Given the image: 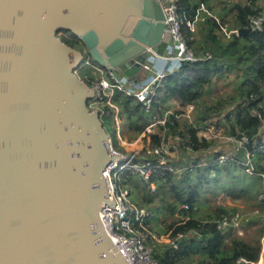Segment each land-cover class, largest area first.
<instances>
[{
    "label": "water",
    "instance_id": "obj_1",
    "mask_svg": "<svg viewBox=\"0 0 264 264\" xmlns=\"http://www.w3.org/2000/svg\"><path fill=\"white\" fill-rule=\"evenodd\" d=\"M164 31L156 0H0V264H127L99 212L121 153L75 70L86 57L137 84Z\"/></svg>",
    "mask_w": 264,
    "mask_h": 264
},
{
    "label": "trees",
    "instance_id": "obj_2",
    "mask_svg": "<svg viewBox=\"0 0 264 264\" xmlns=\"http://www.w3.org/2000/svg\"><path fill=\"white\" fill-rule=\"evenodd\" d=\"M259 2L175 0L181 36L195 60H182L167 73L148 107L118 90L114 108L105 107V115L118 112L121 130L133 132L131 138L141 133L149 138L152 148L133 153L130 161L137 166L151 162L148 178L127 166L116 182L134 206L148 212L144 229L133 224L146 235L144 244L153 241L151 233L170 232V242H156L152 248L159 264H238L239 257L251 262L260 257L264 246V22L261 30L234 33L249 28L248 17L264 11ZM58 35L69 46L81 48L72 33L60 30ZM230 77L225 84L231 90L207 102L216 83ZM153 122L156 130L147 132ZM211 124L223 125L230 142L219 145L198 135ZM169 140L174 141L169 153L153 152V146L164 148ZM219 191L243 197L255 208L254 217L248 219L238 208L220 204L211 209L204 195ZM235 213L241 216L242 231L258 223L251 239L232 225L219 226L222 215L230 220ZM161 214L171 217L165 228L156 224Z\"/></svg>",
    "mask_w": 264,
    "mask_h": 264
},
{
    "label": "built area",
    "instance_id": "obj_3",
    "mask_svg": "<svg viewBox=\"0 0 264 264\" xmlns=\"http://www.w3.org/2000/svg\"><path fill=\"white\" fill-rule=\"evenodd\" d=\"M163 9L165 31L164 38L167 40L169 48H177L179 52L177 54H171L169 56H154L150 57L142 65L143 71L149 73V76L142 83L130 85L125 77H120L115 73L112 68L102 67L93 63L87 58L86 64L92 69L94 78H91L89 82H86L90 89L93 91V97L87 101V106L90 110L98 113L100 119L106 113L105 107L111 104L113 101L114 91L118 90L125 93L128 96L136 98L138 101L145 104L147 107L151 103L152 97L155 93L156 87L159 81L169 72H172L175 67H168V64L179 63L182 60H195L192 52L187 49L185 42L180 32V16L177 11L175 0H156ZM264 22V11L257 16H249L248 23L251 29L261 30ZM190 27L192 25L188 24ZM234 33L238 35V30H234ZM228 35L229 32H226ZM153 58V59H152ZM155 58L162 62V67L157 68L155 66ZM77 73V69L75 70ZM117 114V111H116ZM164 123V120H162ZM161 121V122H162ZM156 124L153 122L148 128ZM264 124V119H263ZM233 140V138H229ZM246 139H244L245 141ZM112 143V142H111ZM161 150H166L165 147L153 146V152L159 153ZM133 157V154H132ZM132 157H125L121 154L119 161L110 163L104 176L107 181L108 199L114 200L113 204L103 203L100 207V219L102 224L111 238L114 246L122 255L127 264H159L152 255V248L143 243L139 232L134 227V223H138L142 226L143 219L148 216V212L143 209H139L134 206L128 197L126 190L122 189L116 182L117 176L122 172L124 167L127 166L138 170L144 176L148 178L151 172V162H146L143 166H137L131 164ZM125 164H127L125 166ZM237 215L234 217V215ZM230 220L225 215L221 216L219 226L228 228L232 225L236 228L238 234L240 215L235 213ZM131 215L133 216L131 218ZM144 229V228H143ZM241 230V229H240ZM126 233V234H124ZM264 246L261 248L260 257L258 261L251 262L246 258L239 257L236 262L245 264H259L263 262Z\"/></svg>",
    "mask_w": 264,
    "mask_h": 264
},
{
    "label": "rangeland",
    "instance_id": "obj_4",
    "mask_svg": "<svg viewBox=\"0 0 264 264\" xmlns=\"http://www.w3.org/2000/svg\"><path fill=\"white\" fill-rule=\"evenodd\" d=\"M259 4L262 5L264 8V0H260ZM86 60L87 58L84 57L80 66L77 68V75L81 77L84 81L89 82V80L91 78H94L95 75L93 76V73L91 70L92 68L88 64H86ZM174 65L177 66L178 63H174ZM231 79L232 77H230L229 79L218 81L215 87L211 89V92L206 97V101L210 102L213 99H216L218 96L224 94L225 92H229L231 90L230 86L226 85L225 83H227V81ZM113 98H114V95H113ZM108 106L114 108L112 102L111 104H108ZM110 110L112 111V109ZM190 110H191V106H188L186 109L187 115L190 114ZM101 120L104 123L105 129L107 130L109 136L112 138V141L115 144L114 148L118 152H120L123 156L129 158V157H132L133 153L137 154L142 148H147V149L152 148L151 144L149 143V138L148 137L144 138L143 133L135 136L134 138H131L133 135V132H127V131L121 130L122 119L120 118V116H117L116 113L114 115H112V113L110 115L104 114L101 117ZM161 123H163V121ZM155 125L156 124L154 123L153 126ZM223 129H224L223 125L215 127L213 124H211L209 125L208 128L199 130L198 135L203 136L207 140H213L215 144H219V145L226 144L229 140L228 141L226 140V137L224 136V133H223ZM155 130H156L155 127L154 128L150 127V128H147L146 131L152 132ZM172 144H174V141L169 140V142L165 146V149H166L165 152H168V153L170 152ZM164 162L165 160L162 163ZM262 163L264 164V157L262 159ZM126 165L127 164H125V166ZM151 188H153V186H151ZM203 200L208 203L211 209L215 208L219 204L228 206V207H236L238 208L239 213L241 212V214H243V216L247 217L248 219L254 217V214L256 213L255 208L251 207L247 202H245L243 197L236 198L234 195L228 194L227 192H224V191H219L216 193L207 192L204 195ZM200 209H205V208L204 206H202ZM236 216L237 215L235 214L234 217ZM132 217L133 216L131 215V218ZM170 221H171V217L169 215L161 214L156 224L161 228H165ZM257 227H258V223H254L253 225H250L249 227H247L245 231L244 230L242 231L240 229L239 231L241 232V234H243L242 236L245 239H251ZM169 233L170 232H168L167 234H162L160 236H156L155 234L151 233L153 241H150L146 245L151 248H154V245H155L154 243L156 242H164V243L170 242L171 238L169 236ZM139 235L141 236L142 239L146 237L144 233L139 232ZM259 264H262V262H260Z\"/></svg>",
    "mask_w": 264,
    "mask_h": 264
},
{
    "label": "crops",
    "instance_id": "obj_5",
    "mask_svg": "<svg viewBox=\"0 0 264 264\" xmlns=\"http://www.w3.org/2000/svg\"><path fill=\"white\" fill-rule=\"evenodd\" d=\"M179 52V50L177 49V48H169V49H167L165 52H164V56H169V55H171V54H177ZM158 57V56H157ZM153 59V58H152ZM155 66L157 67V68H160V67H162L163 65H162V62H160L159 60H157L156 58H155ZM168 67H175V65H174V62H172L171 64H168ZM149 76V73L148 72H146V71H143L142 73H140L139 75H138V78H139V82L140 83H142L144 80H146L147 79V77Z\"/></svg>",
    "mask_w": 264,
    "mask_h": 264
},
{
    "label": "bare ground",
    "instance_id": "obj_6",
    "mask_svg": "<svg viewBox=\"0 0 264 264\" xmlns=\"http://www.w3.org/2000/svg\"><path fill=\"white\" fill-rule=\"evenodd\" d=\"M262 264H263V262H262Z\"/></svg>",
    "mask_w": 264,
    "mask_h": 264
}]
</instances>
